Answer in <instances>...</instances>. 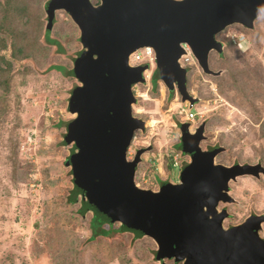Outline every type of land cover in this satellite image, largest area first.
<instances>
[{"label":"rangeland","instance_id":"rangeland-1","mask_svg":"<svg viewBox=\"0 0 264 264\" xmlns=\"http://www.w3.org/2000/svg\"><path fill=\"white\" fill-rule=\"evenodd\" d=\"M46 1L0 0V264H158L151 240L122 233L116 223L102 226L112 231L108 237L88 241L91 214L79 212V199L66 201L72 188L64 165L68 147L61 142L64 129L54 125L73 118L66 102L75 81L46 68L61 63L70 69L80 45L69 22L54 24L48 37L57 38L72 56H51L54 49L42 39L40 8ZM24 6L28 13L17 15L16 9ZM224 34L229 39L223 41V58L211 52L207 59L209 69L219 75L188 68L187 92L200 113L188 123L190 129L204 124L201 149L224 148L215 163L264 166V19H257L251 30L227 26ZM154 74L155 90L134 87L141 97L132 107L133 116L143 121L144 130L134 132L129 157L135 148H149L134 177L142 189H156L165 173L175 181L179 173L178 167L168 166L167 157L169 150L179 153L174 112L179 97L168 94ZM184 159L177 157L178 166ZM228 188L233 201L217 205L227 212L223 228L264 212V176L236 177Z\"/></svg>","mask_w":264,"mask_h":264},{"label":"water","instance_id":"water-1","mask_svg":"<svg viewBox=\"0 0 264 264\" xmlns=\"http://www.w3.org/2000/svg\"><path fill=\"white\" fill-rule=\"evenodd\" d=\"M49 13L63 10L78 29L80 48L71 61L75 81L66 109L73 116L65 129L64 162L71 176L70 202L79 199L82 214L100 225L116 223L122 233L146 237L156 250L158 264H264V239L259 236L264 215H249L223 228L227 218L218 203H231L228 182L240 176L264 175L259 163L225 166L215 163L224 148L201 149L203 123L192 134L178 124L179 146L188 157L177 182H163L152 191L135 186L133 176L141 154L125 153L133 132L143 122L132 116V86L144 84L147 65L130 67L128 55L149 46L154 52L158 80L168 94L176 90L181 102L187 94L179 59L186 45L203 73H212L207 55L221 46L213 36L231 24L251 29L264 18V0H50ZM108 237L112 231L106 230Z\"/></svg>","mask_w":264,"mask_h":264},{"label":"clouds","instance_id":"clouds-1","mask_svg":"<svg viewBox=\"0 0 264 264\" xmlns=\"http://www.w3.org/2000/svg\"><path fill=\"white\" fill-rule=\"evenodd\" d=\"M50 1V0H49ZM49 1H47L46 3L48 4L49 3ZM48 12H49V10H47ZM55 11H60V10H54L53 12H55ZM50 14V13H49ZM43 17V16H42ZM49 20H47V24H48V22H50V21H52L51 23H52V25H50V27L48 28V25H47V28L46 29H44L43 30V32H47V34H48V36H49V34H50V32H51V30H52V27L54 26V18H52V17H49L48 18ZM257 19H264V18H262V17H260V18H257ZM257 19H254V21H253V23L257 20ZM42 20H43V18L41 19V22H42ZM231 25H233V24H231ZM234 25H238V27L239 28H241V29H246V30H251L252 28H253V26H252V28L251 29H247V28H245V27H242L241 25H239V24H234ZM230 26V25H229ZM226 28V27H225ZM224 28V29H225ZM223 29V30H224ZM223 30L222 31H220V32H218V33H216L214 36H213V40L216 42V43H218L220 46H221V52H220V54H218L217 52H215L214 50H211V51H209V53H208V55H207V59H208V57H209V54L212 52L214 55H216V57H217V55H219V57H223V49H224V42L227 40V39H229V36L228 35H226V34H224L223 36H221V33L223 32ZM239 37H242V36H239ZM230 38H232L231 36H230ZM237 40H239V38H237ZM224 41V42H223ZM180 46H181V48L184 50V52H185V54L184 55H182L181 57H180V59H179V64H180V66L182 67V68H184L185 70H186V72H185V83H186V74H187V72H188V68H189V66H191V65H194V66H196L201 72H202V70L199 68V66H198V64H197V62H196V60H195V58L193 57V55H192V53H191V51H190V49L186 46V45H184V44H180ZM146 47H148V48H150L149 46H146ZM143 47H141V48H139V49H142ZM151 49V48H150ZM138 49H136L135 51H137ZM134 51V52H135ZM151 51H152V55H153V61H152V63L151 64H148V63H139L138 65H144V64H146L147 65V69L146 70H144L143 72H142V77H143V80H144V84H136V85H134V86H132V88H131V90H132V94H133V99H134V103L136 102V99L137 98H139V97H141V95H137L136 94V92H135V90H134V87L135 86H137V85H143V86H147V91H149V87H150V77H151V74H153L155 71H156V69H155V59H154V52H153V50L151 49ZM133 52V53H134ZM132 54V53H131ZM130 54V55H131ZM130 55H128V58H129V56ZM128 58H127V63H128ZM220 59V58H219ZM138 65H133V66H138ZM130 66V65H129ZM133 66H130V67H133ZM207 66H208V61H207ZM209 68V67H208ZM210 70V69H209ZM211 71V70H210ZM147 72H149V77H148V82H146V80H145V77H144V74L145 73H147ZM212 72V71H211ZM219 72V71H218ZM212 73H215V72H212ZM220 73V72H219ZM204 74H206V73H204ZM209 75H211V74H209ZM160 81V80H159ZM157 82V81H156ZM164 86V85H163ZM185 89H186V84H185ZM173 90H175V89H173ZM186 91H187V89H186ZM187 94L189 95V96H191L190 95V93H188L187 92ZM172 95L174 96V97H176V93L173 91L172 92ZM179 97V95L176 97V98H178ZM192 97V96H191ZM193 98V97H192ZM179 99V101H180V97L178 98ZM134 103L131 105V113H132V116H133V111H132V107H133V105H134ZM182 103H183V105H182ZM180 106H182V108L184 109V110H188L189 112H191V113H195V116L193 117V119L196 117V116H199V109L195 106V103L194 104H192V105H189L188 104V102H186L185 101V103L184 102H181L180 101ZM193 106H195L194 108H193ZM193 110H195V112H193ZM133 117H135V116H133ZM182 116H180V115H178V118H177V116H176V121L178 122V124L180 123V124H188V126L190 127V123H188V122H192V120L191 121H185L184 119H182L181 118ZM136 118V117H135ZM137 119H139V118H137ZM142 121V120H141ZM143 122V121H142ZM201 124V123H200ZM199 124V125H200ZM198 125V126H199ZM143 126H144V123H143ZM198 126H196V128L198 127ZM188 128V127H187ZM195 128V129H196ZM179 130V129H178ZM136 131H139V130H136ZM203 131H204V125H203ZM134 136V132H133V135H132V138H131V141H130V144H129V146H128V148L126 149V153H125V158H126V160H131L132 158H133V155H134V153L136 152H134L130 157H129V149H130V145H131V143L133 142V137ZM179 137V136H178ZM204 137V136H203ZM222 147V146H221ZM139 150V149H141V148H135V150ZM170 152V154H167V157H168V161H169V163H168V166L170 165V167H176V165L175 166H173L172 164H173V157H176V156H173V150L171 151V150H169ZM145 152H147V151H145ZM145 152H143V153H145ZM142 153V154H143ZM222 153V152H221ZM142 154H141V156H142ZM220 154V153H219ZM141 156H140V158H141ZM217 156V155H216ZM175 159H177V157L175 158ZM176 162H177V160H176ZM186 162H188V158H187V161ZM185 162V163H186ZM141 163V162H140ZM139 163V164H140ZM184 163V164H185ZM183 164V165H184ZM239 164V163H238ZM242 164H251V163H242ZM254 164H256V163H253V164H251V165H254ZM182 165V166H183ZM181 166V167H182ZM180 167V168H181ZM167 169V168H166ZM180 170V169H179ZM137 172V166H136V169H135V173ZM163 171H162V169H161V173H162ZM135 173H134V176H133V182H134V177H135ZM159 174H160V172H158ZM260 176H264L263 174H259V176L257 177V178H255V177H252V178H255V179H258ZM248 177H251V176H248ZM169 181H171V180H168L167 179V173H165V179H164V181L163 182H169ZM163 182H161L160 184H162ZM177 182V179L175 180V181H171V183H176ZM134 184H135V186L136 187H138L139 188V186L136 184V182H134ZM160 184L158 185V187L160 186ZM157 187V188H158ZM145 189H147V188H145ZM148 190H152V191H154L153 189H151V188H148ZM156 190V189H155ZM70 195V194H69ZM71 204H73V203H71ZM250 215H252V214H250ZM255 215H264V213H262V214H255ZM248 217V216H247ZM246 218V217H245ZM244 218V219H245ZM243 219V220H244ZM223 223V222H222ZM264 224V223H263ZM228 228V227H227ZM106 231V230H105ZM260 231H261V229H260ZM260 231H259V236L261 237V235H260ZM101 237H103V236H101ZM146 238V237H145ZM262 239H264L263 237H261ZM155 250H156V248H155ZM155 250H154V253H155ZM153 258H154V256H153ZM166 264H167V262H166Z\"/></svg>","mask_w":264,"mask_h":264},{"label":"trees","instance_id":"trees-1","mask_svg":"<svg viewBox=\"0 0 264 264\" xmlns=\"http://www.w3.org/2000/svg\"><path fill=\"white\" fill-rule=\"evenodd\" d=\"M45 5V9L49 10V8H47V3L45 2L44 3ZM41 11L43 8H40ZM40 9L39 10H35V12H37V14L40 12ZM17 11V15H20L21 12H25V13H28V9L26 6H24V8H20V9H16ZM29 14H31V11L29 12ZM52 21L48 22V28L50 27V25H52L51 23ZM43 41L45 42V46L46 47H51L53 48L54 50L52 51V57L55 58L57 56H64V55H68L69 52L65 49L64 46L61 45V43L59 42V40L57 38L55 39H50L48 37V34L47 32H43ZM60 43V44H59ZM71 54H69V58H71ZM48 71H57L59 73L60 76H62L63 78H69L70 75H69V65H64V64H61V63H53V64H50L49 66H47L46 68ZM156 76L155 74H151V77H150V87H149V91L150 90H155L156 89ZM158 92H159V89H158ZM69 124V121H66V120H57L56 124L54 125L55 128H62L64 129V132L62 133V138L63 136L65 135V129L67 127V125ZM63 143V141H61ZM60 143V142H59ZM179 148V146H178ZM65 163V162H64ZM65 165V164H64ZM161 183V182H160ZM68 203H70V198L68 196L67 200ZM79 212L81 213V211L79 210ZM88 228H89V236H88V241H93L95 238L97 237H101V236H105L104 234H108L106 233L105 230L102 229V225H100L98 223V221L92 216L90 219H89V222H88ZM118 231H121V230H118Z\"/></svg>","mask_w":264,"mask_h":264},{"label":"flooded vegetation","instance_id":"flooded-vegetation-1","mask_svg":"<svg viewBox=\"0 0 264 264\" xmlns=\"http://www.w3.org/2000/svg\"><path fill=\"white\" fill-rule=\"evenodd\" d=\"M47 1H49V0H47ZM46 1V2H47ZM90 1V3H91V5L92 6H96V5H98V0H89ZM42 18H43V20H42V22L44 23V29H46L47 28V20H49L48 18L49 17H52V18H54V23L53 24H59V23H63V22H66L67 24H68V22H69V26L72 28V31H73V33H75V32H77V34H76V37H75V40H76V42L79 44V41H78V34H79V32H78V29H77V27H76V25L74 24V22H72L71 21V19H70V17H69V15H67L63 10H60V11H55V12H52V13H50L49 14V12L47 11V9H45V5L43 4L42 5ZM60 16L62 17V19H60ZM57 19H59L60 21H57ZM80 45V44H79ZM217 58H223L222 56L221 57H219V55H217ZM220 74V73H219ZM219 74H217V75H219ZM209 75V74H208ZM217 75H213V76H217ZM186 82H187V79H186ZM186 84V83H185ZM187 89V88H186ZM175 93H176V97L178 96V93L176 92V90H173ZM195 128L196 127H194V128H192V129H190V127L188 126V128H187V131H188V133L189 134H192L193 132H194V130H195ZM177 144H179V137H177ZM141 149H145V148H141ZM135 151H137V149L135 150ZM134 151V152H135ZM172 151V150H171ZM174 153H173V156H176V157H182L185 161H187V156L186 155H184V154H182L181 153V151H180V146H179V153H178V149H177V151H173ZM175 157V158H176ZM257 163V162H256ZM251 164H253V163H251ZM261 165V164H260ZM176 167H178L179 169H180V167L181 166H178V164H177V162H176ZM261 167L264 169V166H262L261 165ZM157 186H158V183L156 184V189H157ZM153 190H155V189H153ZM264 213V212H263ZM229 227V226H228ZM227 228V227H226ZM260 232H262L261 233V237H263L264 238V228H262L261 229V231Z\"/></svg>","mask_w":264,"mask_h":264},{"label":"built area","instance_id":"built-area-1","mask_svg":"<svg viewBox=\"0 0 264 264\" xmlns=\"http://www.w3.org/2000/svg\"><path fill=\"white\" fill-rule=\"evenodd\" d=\"M153 61L152 51L148 47H143L142 49H138L134 53H132L128 58V65H138L139 63H148L151 64ZM146 82H148L149 72L144 74ZM175 113L177 115L182 116L181 118L185 121H191L195 116V113H191L188 110H184L182 106H178L175 108ZM173 166L176 165V159L173 157Z\"/></svg>","mask_w":264,"mask_h":264}]
</instances>
